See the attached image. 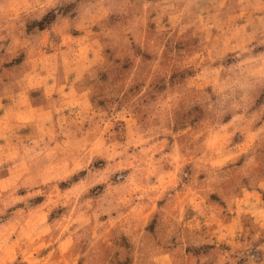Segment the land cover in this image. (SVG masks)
Listing matches in <instances>:
<instances>
[{"label":"clouds","instance_id":"9594fccd","mask_svg":"<svg viewBox=\"0 0 264 264\" xmlns=\"http://www.w3.org/2000/svg\"><path fill=\"white\" fill-rule=\"evenodd\" d=\"M0 264H264V0H0Z\"/></svg>","mask_w":264,"mask_h":264}]
</instances>
